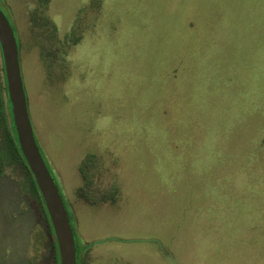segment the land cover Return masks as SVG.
Masks as SVG:
<instances>
[{
  "label": "rangeland",
  "instance_id": "1",
  "mask_svg": "<svg viewBox=\"0 0 264 264\" xmlns=\"http://www.w3.org/2000/svg\"><path fill=\"white\" fill-rule=\"evenodd\" d=\"M0 12L77 264H264V0ZM0 66L8 113L1 44ZM39 192L21 164L0 168V264H61Z\"/></svg>",
  "mask_w": 264,
  "mask_h": 264
},
{
  "label": "water",
  "instance_id": "2",
  "mask_svg": "<svg viewBox=\"0 0 264 264\" xmlns=\"http://www.w3.org/2000/svg\"><path fill=\"white\" fill-rule=\"evenodd\" d=\"M0 44L19 143L36 178L54 224L61 255V264H77L75 239L69 218L54 179L39 151L33 132L27 95L22 83L16 38L1 12Z\"/></svg>",
  "mask_w": 264,
  "mask_h": 264
},
{
  "label": "trees",
  "instance_id": "3",
  "mask_svg": "<svg viewBox=\"0 0 264 264\" xmlns=\"http://www.w3.org/2000/svg\"><path fill=\"white\" fill-rule=\"evenodd\" d=\"M1 70H3V67L0 66V104H1V111H0V116H1V121L3 125V129L1 128V133H2V139L0 142V168L3 167L6 163L8 164H16L19 163L22 166H24L27 169V175L30 178V187L35 194H37L39 204L43 203L42 196L39 192V188L37 187V183L35 181V177L30 170V167L27 163V160L25 159L18 138H17V133L16 129L13 123L12 115H11V103L8 100V109L9 112L5 111V107L3 105V92L4 89L6 91V86L2 84L1 80ZM10 118V120H9ZM9 122H8V121ZM53 248L55 253V258L57 259V243L56 241L53 243Z\"/></svg>",
  "mask_w": 264,
  "mask_h": 264
}]
</instances>
